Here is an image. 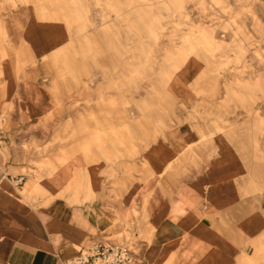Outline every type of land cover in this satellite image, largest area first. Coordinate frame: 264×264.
<instances>
[{
  "label": "crops",
  "instance_id": "1",
  "mask_svg": "<svg viewBox=\"0 0 264 264\" xmlns=\"http://www.w3.org/2000/svg\"><path fill=\"white\" fill-rule=\"evenodd\" d=\"M4 24L14 46L35 59L26 61V74L12 56L0 65L9 139L0 156V264H62L92 241L128 247L130 264L256 263L248 253L256 240L264 247V193L228 134L205 122L169 127L136 159L114 166L76 152L49 158L55 167L38 181L23 172L28 146H44L69 127H112V118L86 124L76 105L90 95L46 76L52 62L43 57L69 41L62 21L22 6ZM195 69L186 65L171 80L178 98Z\"/></svg>",
  "mask_w": 264,
  "mask_h": 264
},
{
  "label": "rangeland",
  "instance_id": "2",
  "mask_svg": "<svg viewBox=\"0 0 264 264\" xmlns=\"http://www.w3.org/2000/svg\"><path fill=\"white\" fill-rule=\"evenodd\" d=\"M22 6L69 31V41L43 57L52 62L46 76L90 95L76 105L86 124L112 118V127H69L28 146L23 172L38 181L55 167L49 158L76 152L114 166L169 127L202 121L228 134L264 193V0H0V65L12 56L18 74L35 58L14 46L4 19ZM188 63L196 69L180 99L170 82ZM248 254L264 264L258 240Z\"/></svg>",
  "mask_w": 264,
  "mask_h": 264
},
{
  "label": "built area",
  "instance_id": "3",
  "mask_svg": "<svg viewBox=\"0 0 264 264\" xmlns=\"http://www.w3.org/2000/svg\"><path fill=\"white\" fill-rule=\"evenodd\" d=\"M5 115L0 114V156H5L9 149L8 133L2 126ZM26 174L15 177L17 185H22ZM1 186V180H0ZM132 255L128 247L116 244H107L99 241H92L88 246L62 262V264H130Z\"/></svg>",
  "mask_w": 264,
  "mask_h": 264
},
{
  "label": "bare ground",
  "instance_id": "4",
  "mask_svg": "<svg viewBox=\"0 0 264 264\" xmlns=\"http://www.w3.org/2000/svg\"><path fill=\"white\" fill-rule=\"evenodd\" d=\"M31 22V21H30ZM30 26V24L28 25V27ZM12 70V69H11ZM8 78V77H7Z\"/></svg>",
  "mask_w": 264,
  "mask_h": 264
}]
</instances>
